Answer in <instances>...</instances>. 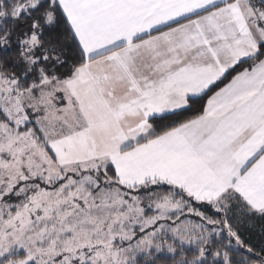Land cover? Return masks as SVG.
<instances>
[{
  "label": "snow or ice",
  "instance_id": "snow-or-ice-1",
  "mask_svg": "<svg viewBox=\"0 0 264 264\" xmlns=\"http://www.w3.org/2000/svg\"><path fill=\"white\" fill-rule=\"evenodd\" d=\"M0 264H264V0H0Z\"/></svg>",
  "mask_w": 264,
  "mask_h": 264
},
{
  "label": "trees",
  "instance_id": "trees-1",
  "mask_svg": "<svg viewBox=\"0 0 264 264\" xmlns=\"http://www.w3.org/2000/svg\"><path fill=\"white\" fill-rule=\"evenodd\" d=\"M245 235L247 236L248 234L245 233ZM250 239H251V241H252L253 243H256V244H259V242H260V241H259V238H258L257 236H255V235L251 236Z\"/></svg>",
  "mask_w": 264,
  "mask_h": 264
}]
</instances>
